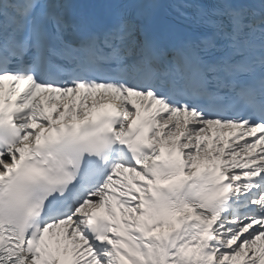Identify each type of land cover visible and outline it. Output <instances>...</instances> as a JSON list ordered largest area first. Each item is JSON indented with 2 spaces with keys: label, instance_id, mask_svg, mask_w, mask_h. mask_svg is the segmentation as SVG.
I'll list each match as a JSON object with an SVG mask.
<instances>
[{
  "label": "snow or ice",
  "instance_id": "obj_1",
  "mask_svg": "<svg viewBox=\"0 0 264 264\" xmlns=\"http://www.w3.org/2000/svg\"><path fill=\"white\" fill-rule=\"evenodd\" d=\"M0 264H264V0H0Z\"/></svg>",
  "mask_w": 264,
  "mask_h": 264
}]
</instances>
